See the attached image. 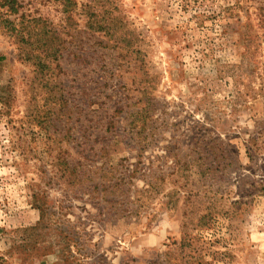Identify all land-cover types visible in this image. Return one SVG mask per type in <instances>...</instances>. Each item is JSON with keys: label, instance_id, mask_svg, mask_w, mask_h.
<instances>
[{"label": "rangeland", "instance_id": "rangeland-1", "mask_svg": "<svg viewBox=\"0 0 264 264\" xmlns=\"http://www.w3.org/2000/svg\"><path fill=\"white\" fill-rule=\"evenodd\" d=\"M17 1L0 264H264V0Z\"/></svg>", "mask_w": 264, "mask_h": 264}, {"label": "trees", "instance_id": "trees-1", "mask_svg": "<svg viewBox=\"0 0 264 264\" xmlns=\"http://www.w3.org/2000/svg\"><path fill=\"white\" fill-rule=\"evenodd\" d=\"M67 1H71V0H67ZM2 2H3L2 6L7 7L8 11L11 15H16L19 13V10L21 7L18 4L17 0H2ZM74 5H75V3H74ZM76 5H77V3H76Z\"/></svg>", "mask_w": 264, "mask_h": 264}]
</instances>
